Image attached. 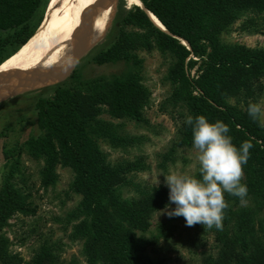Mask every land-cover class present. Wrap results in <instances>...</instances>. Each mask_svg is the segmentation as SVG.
Segmentation results:
<instances>
[{
    "label": "rangeland",
    "instance_id": "1",
    "mask_svg": "<svg viewBox=\"0 0 264 264\" xmlns=\"http://www.w3.org/2000/svg\"><path fill=\"white\" fill-rule=\"evenodd\" d=\"M130 2L134 3L116 0L114 10L113 1L103 0L102 28L66 79L0 100V185L6 172L12 169L10 182L25 196L23 202L29 211L12 214L0 233L9 239L10 250L18 253L23 262H30L42 247H46L57 262L91 264L83 253L90 209L84 205L83 194L73 186L74 167L63 160L61 153L54 163L47 164L45 157L33 156L25 142L32 135L44 134L37 121L35 101L39 97H52L57 85L96 95L97 105L101 108L96 119L113 124L117 140L91 131L93 122L85 126L88 137L103 153L104 163L118 177L113 184L114 195L131 202L147 192H162L164 204L150 214L149 228L135 230L148 241L146 255L161 260V264H204L209 257L220 254L234 255L231 261L241 253L250 255L249 248L258 241L264 245V189L258 195H247L244 203L225 193L229 208L225 210L222 230L204 229L201 224L189 227L183 216L168 215L175 204L169 202V188L163 175L175 172L200 178L198 150L192 141L179 143L183 138L185 119L192 114L187 108L185 91L178 94L168 77L176 58L152 38L145 45L132 49L128 60L104 63L94 60L96 53L113 39L118 29L135 34L142 32L140 27L123 21L133 6ZM217 39L227 46L241 44L249 49H264V10L240 12L220 31ZM23 46H19L12 56ZM72 62L62 67L58 75H62ZM194 74L195 68L190 77ZM116 77H132L147 90L148 100L141 110L143 120L111 114L105 99L109 95L107 88ZM260 83L264 85V76ZM223 101L244 108L237 96L225 95ZM256 103L264 106V89L257 95ZM6 149L11 151V156H5ZM46 167L53 176L48 183L43 180ZM244 181L245 172L241 183ZM106 199L101 203L114 212ZM225 217L229 219L225 220ZM240 217L247 220L241 228L238 226ZM244 244L247 251L243 249ZM234 247L237 252H233Z\"/></svg>",
    "mask_w": 264,
    "mask_h": 264
},
{
    "label": "trees",
    "instance_id": "2",
    "mask_svg": "<svg viewBox=\"0 0 264 264\" xmlns=\"http://www.w3.org/2000/svg\"><path fill=\"white\" fill-rule=\"evenodd\" d=\"M48 0H0V63L19 47L25 46L43 19ZM143 6L133 5L123 21L142 29L141 33H129L118 29L113 39L101 48L94 60L97 63L128 60L137 45L153 40L173 53L175 63L168 77L183 94L187 108L193 117L204 115L209 122L226 123L232 142L239 147L251 140L250 159L244 166L247 195H258L264 189V127L251 119L247 106L256 103L257 95L264 89L260 78L264 76V49H249L244 45L227 46L219 42L217 35L240 12L252 9L264 10V0H140ZM142 7V8H141ZM150 12V14H149ZM151 13L168 32L157 27ZM32 35V36H31ZM31 36V37H30ZM30 37V38H29ZM28 40V41H27ZM186 43H184V41ZM12 56V55H11ZM10 58V57H9ZM6 59V60H7ZM6 62V61H5ZM195 68V74L190 72ZM105 99L111 114L126 115L143 120L142 106L148 100V92L132 77H116L107 88ZM240 98L244 108L225 104V95ZM37 121L44 134L32 135L25 142L29 152L45 157L47 164L58 159L60 153L76 171L74 187L83 194V201L90 209V220L83 253L91 264H161L146 255L148 241L135 230L145 231L150 226L152 211L164 204L161 191L147 192L131 202L120 200L113 192L118 181L111 168L104 163V155L88 137L86 124L91 131L117 140L111 122L96 119L100 112L96 95L90 92L72 91L57 85L52 97H39L35 101ZM180 144L192 141V128L185 124ZM5 156H11L6 149ZM43 180H52L46 167ZM12 169L4 175L0 185V230L8 224L15 212L27 214L24 195L10 182ZM230 198H235L228 194ZM110 203L114 212L101 203ZM117 217V219H115ZM229 217H225L228 220ZM247 224L240 217L238 226ZM78 228V227H77ZM80 228H78L79 230ZM227 251L229 247L226 246ZM244 250H248L246 245ZM235 250L234 247V251ZM232 261V254L209 257L204 264H264V245L258 241ZM232 256V257H231ZM0 262L2 264H72L57 262L55 256L42 247L30 261L23 262L18 253L9 248V239L0 233Z\"/></svg>",
    "mask_w": 264,
    "mask_h": 264
},
{
    "label": "clouds",
    "instance_id": "3",
    "mask_svg": "<svg viewBox=\"0 0 264 264\" xmlns=\"http://www.w3.org/2000/svg\"><path fill=\"white\" fill-rule=\"evenodd\" d=\"M247 113L264 127V106L250 103ZM185 124L192 128L200 178L175 172L163 175L169 188V202L175 204L168 215L183 216L189 227L201 224L204 229L222 230L225 210L229 208L225 193L246 202L248 188L241 181L253 143L245 140L237 147L226 123L220 120L209 122L204 115H188Z\"/></svg>",
    "mask_w": 264,
    "mask_h": 264
},
{
    "label": "bare ground",
    "instance_id": "4",
    "mask_svg": "<svg viewBox=\"0 0 264 264\" xmlns=\"http://www.w3.org/2000/svg\"><path fill=\"white\" fill-rule=\"evenodd\" d=\"M132 1L143 6L140 0ZM102 9L103 0H51L42 24L29 42L16 55L10 57L11 54L8 60L5 59L6 62L0 63V79L11 80L16 75L34 71L58 72L62 67L68 66L74 61V54L79 50L77 47L85 39L87 48L95 41L102 28ZM151 16L157 27L167 31L152 13ZM86 30L89 35L84 38ZM11 83L14 81L2 82L1 92L8 91L7 88L10 89L13 85Z\"/></svg>",
    "mask_w": 264,
    "mask_h": 264
},
{
    "label": "water",
    "instance_id": "5",
    "mask_svg": "<svg viewBox=\"0 0 264 264\" xmlns=\"http://www.w3.org/2000/svg\"><path fill=\"white\" fill-rule=\"evenodd\" d=\"M111 1L114 2V10H115L116 0H111ZM44 18H45V16L43 17V19L41 20L40 24L35 29V31L42 24ZM35 31H34V33H35ZM87 32H88V30H86L84 38H87V36L89 35V32L88 33ZM165 32H167V31H165ZM77 48H79V50H78V52H75V54H74V61L69 66V68L64 71V73L62 75H58L57 71H48V72H42V73H39L38 71H34V72L28 73V74L16 75V76L12 77L11 80L10 79H5V80L0 79V84L2 82L14 81V83H11V84H13L12 87L10 89L7 88L8 91L2 93L0 90V100L5 99L9 96H13V95L20 94L22 92L37 88V87L45 85V84H50V82L51 83H58L64 79H66L73 72L77 62L79 61V59L88 51V49L90 47L87 48L86 39H85L83 41V43H81V45H79Z\"/></svg>",
    "mask_w": 264,
    "mask_h": 264
}]
</instances>
